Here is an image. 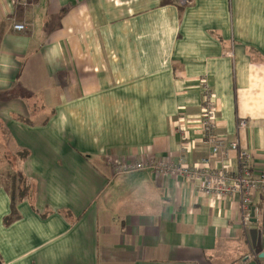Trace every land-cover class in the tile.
<instances>
[{"label":"crops","instance_id":"0c3cea01","mask_svg":"<svg viewBox=\"0 0 264 264\" xmlns=\"http://www.w3.org/2000/svg\"><path fill=\"white\" fill-rule=\"evenodd\" d=\"M25 3L0 0L5 264H264L263 192L245 227L237 195L208 197L200 181L151 169L113 170L209 158L237 171V152L212 155L204 137L207 91L215 134L250 154L254 178L264 172V0ZM13 174L27 195L6 225Z\"/></svg>","mask_w":264,"mask_h":264},{"label":"built area","instance_id":"2783aa9c","mask_svg":"<svg viewBox=\"0 0 264 264\" xmlns=\"http://www.w3.org/2000/svg\"><path fill=\"white\" fill-rule=\"evenodd\" d=\"M28 4L33 0H25ZM13 31L26 33V24L13 23ZM202 129L204 137L211 146L212 155L222 154L227 158L231 151L238 154V169L212 168L210 159L201 161L202 167H190L182 163L173 164L168 160L141 162L137 164L116 163L113 165L115 174L130 173L145 169H151L157 177H181L186 181H200V189L205 196L225 198L237 195L240 198L243 225L250 220L251 200L253 193L260 191L264 193V172H259L256 178L253 177L250 154L240 149L237 143H228L216 135L215 112L216 106L210 92L206 91V99L203 102ZM245 121L239 122V127H246ZM187 149H184V151Z\"/></svg>","mask_w":264,"mask_h":264},{"label":"rangeland","instance_id":"374dc122","mask_svg":"<svg viewBox=\"0 0 264 264\" xmlns=\"http://www.w3.org/2000/svg\"><path fill=\"white\" fill-rule=\"evenodd\" d=\"M2 161L0 159V180L2 179H5L6 177V180L8 181V177L6 174H3V173H6L3 168L1 167L2 166ZM5 176V177H3ZM11 181V184H8L7 186L9 188H12V190L16 189L15 192L17 195H19L21 192L25 191L27 189V186H26V183L24 181V178L21 177L20 174H13L11 177H10V180ZM13 192V191H11Z\"/></svg>","mask_w":264,"mask_h":264},{"label":"trees","instance_id":"16d2710c","mask_svg":"<svg viewBox=\"0 0 264 264\" xmlns=\"http://www.w3.org/2000/svg\"><path fill=\"white\" fill-rule=\"evenodd\" d=\"M15 190L16 189L11 190L13 192L9 191L11 196H12L13 206H14V203L17 202L16 200H18L20 198H23L24 196L27 195V191H26L27 189L25 191L21 192L19 195L16 194ZM16 215L17 214L15 213V206H14L12 208V213L9 216H7V218L5 219V224L6 225L12 224L18 218V216H16ZM0 264H5V262L2 259L1 255H0Z\"/></svg>","mask_w":264,"mask_h":264},{"label":"water","instance_id":"95a60500","mask_svg":"<svg viewBox=\"0 0 264 264\" xmlns=\"http://www.w3.org/2000/svg\"><path fill=\"white\" fill-rule=\"evenodd\" d=\"M251 218H253V214L251 215ZM250 234H251V239H252V246L254 250L256 251V253L260 254L262 251V249L260 248V244H259L260 233L257 229H252L250 230ZM263 256L264 255L261 254V257Z\"/></svg>","mask_w":264,"mask_h":264}]
</instances>
